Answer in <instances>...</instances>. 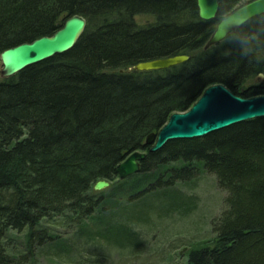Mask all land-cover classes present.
I'll return each mask as SVG.
<instances>
[{"label":"trees","instance_id":"trees-1","mask_svg":"<svg viewBox=\"0 0 264 264\" xmlns=\"http://www.w3.org/2000/svg\"><path fill=\"white\" fill-rule=\"evenodd\" d=\"M233 3L219 0L215 18ZM75 13L87 24L71 49L0 73V264H31L41 244L65 248L59 219L110 243L138 244L133 225L150 217L144 204L161 200V214L189 209L181 184L205 172L227 192L226 209L212 237L183 247L188 264H264V116L156 151L146 143L208 86L264 94V47H256L264 35L248 55L231 36L205 48L216 25L198 15L197 0H0V53L53 34ZM247 32L264 33V13ZM180 53L190 58L134 69ZM135 150L147 151L139 172L119 178L117 165ZM102 178L109 187L94 190Z\"/></svg>","mask_w":264,"mask_h":264},{"label":"water","instance_id":"water-1","mask_svg":"<svg viewBox=\"0 0 264 264\" xmlns=\"http://www.w3.org/2000/svg\"><path fill=\"white\" fill-rule=\"evenodd\" d=\"M197 5L198 15L205 20L215 18L219 10V0H197ZM263 13L264 6L258 7L257 15ZM86 24V17L75 13L68 16L53 34L4 49L0 53L1 75L11 76L32 64L68 51L76 44ZM222 40L217 38L215 28L204 47L208 48ZM189 58L190 55L187 53L157 57L137 62L134 69L159 70L182 63ZM258 75L261 79L264 77L263 72H259ZM263 116L264 94L244 97L234 93L225 84L217 83L208 86L189 109L172 113L158 132H152L147 136L146 143L150 146L149 151H156L169 140L202 137L230 125ZM146 155L147 151L144 150L131 152L116 167L119 178L124 179L139 172L141 161ZM109 185L110 180L102 178L95 182L93 188L98 191Z\"/></svg>","mask_w":264,"mask_h":264},{"label":"rangeland","instance_id":"rangeland-1","mask_svg":"<svg viewBox=\"0 0 264 264\" xmlns=\"http://www.w3.org/2000/svg\"><path fill=\"white\" fill-rule=\"evenodd\" d=\"M137 18L141 22L150 19L149 16ZM181 188L192 196L187 210L182 208L161 214L164 209H159L161 200L156 198L144 204L150 217H142L133 225L140 233L138 244L110 243L97 235L78 231L75 223L59 219L54 220V226L65 240V248H55L51 244L34 246L36 258L31 264H188L187 248L183 250V247L213 236L214 222L226 209L227 192L210 172L203 173L195 182L181 184ZM10 245L15 250L23 247L21 234Z\"/></svg>","mask_w":264,"mask_h":264},{"label":"clouds","instance_id":"clouds-1","mask_svg":"<svg viewBox=\"0 0 264 264\" xmlns=\"http://www.w3.org/2000/svg\"><path fill=\"white\" fill-rule=\"evenodd\" d=\"M260 6H264V0H234L228 12L213 19L217 38L224 39L231 36L238 41L244 54L248 55V45L253 40L261 39V36L264 35V33L257 34L255 32L245 33V29L256 17L257 8ZM256 47H264V41H261V44Z\"/></svg>","mask_w":264,"mask_h":264}]
</instances>
